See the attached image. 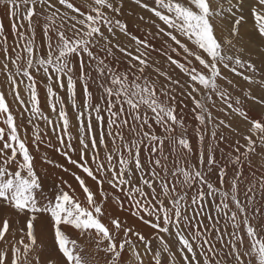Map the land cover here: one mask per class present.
I'll return each instance as SVG.
<instances>
[{
	"label": "snow or ice",
	"instance_id": "snow-or-ice-1",
	"mask_svg": "<svg viewBox=\"0 0 264 264\" xmlns=\"http://www.w3.org/2000/svg\"><path fill=\"white\" fill-rule=\"evenodd\" d=\"M129 3L150 14L138 17L143 36L124 18ZM0 10V264H264V0ZM41 145L79 170L41 155L77 187L61 175L48 188ZM110 201L152 233L110 217Z\"/></svg>",
	"mask_w": 264,
	"mask_h": 264
},
{
	"label": "rangeland",
	"instance_id": "rangeland-1",
	"mask_svg": "<svg viewBox=\"0 0 264 264\" xmlns=\"http://www.w3.org/2000/svg\"><path fill=\"white\" fill-rule=\"evenodd\" d=\"M125 13H127V14H125L124 18H126L125 20L128 22V24L130 26V31L133 34H137V35L143 36L145 34V24L143 22L139 21L138 17H139V15H145L147 17L150 14H148L147 12H143L139 8H136L135 5H133L131 3H129L127 5ZM128 13L133 15L132 18H134V20H130L131 16ZM0 20H2L3 23L5 24L6 30H10L9 19H8L7 15L5 14V12L2 11V10H0ZM11 39H12V36L10 34V36H9V42L10 43H11ZM120 39L122 41H124V42H127L126 38H124V37H120ZM152 42L154 44H158V41L154 40ZM157 58L160 59L159 57H157ZM161 63H164V61L162 59H161ZM2 81H3V75L0 74V82H2ZM44 87H45L44 82L40 81L39 84H38V91L40 92L41 107H42V109H43V111L45 113H48L54 119L55 116H54V114H52L50 112V109H49V106H48L49 102L45 99ZM58 91H59V95L64 98V104H65V106L68 109L69 117H70L71 122H72L71 123V127H72V130H73V133L75 134L76 120H75V110L71 107L72 100L68 97V95H67L65 90H58ZM23 95H24V93L22 92V96ZM7 98L10 101L12 108L13 109H18V106L15 103V101L12 100V97L8 96ZM81 99L82 98H81V95H80V89L78 88L77 89V97H76V100H77L78 104L81 102ZM258 111H259L258 109L254 110V113H258ZM17 122H18L19 127L22 130V133H23V131L25 129L27 130V136L24 137V138L29 141L30 147H31L32 126L27 124V120L26 119L18 118ZM189 123L190 124L192 123L190 118H189ZM43 127H44V125H43V123H41V128H43ZM49 136L52 138L53 143H55V136L51 132H49ZM32 150H33L34 155L36 157L35 163H36V167L38 168V170L43 172L44 169H47V174L44 175V182L46 180L47 185L51 186V187H48L49 189L53 187L54 181L58 182L57 181L58 176L62 175V176H64L65 179H68V180L71 179L73 181V179L70 177V173H64L62 170L54 168V167H52L50 165H46V164H44L42 162L41 155L44 152H47L48 155H49V158L53 159L58 164H63L65 167L70 168L69 170H70V172H72L71 170L73 168H75V166L70 165L68 163V161L63 156H61L59 153L55 152L54 149H49V148H46L44 145H41V148H40L39 152H36L34 149H32ZM73 158H76L75 155L73 156ZM213 179H215V177H213ZM69 183H72L73 187H77L76 182L74 183V181L71 182L69 180ZM91 183H93V182H91ZM105 187L107 188V185ZM79 191L80 190L78 189V193H79ZM106 212H107V214L110 217L113 214L119 215L120 218L125 223H127L128 225H130V226H132L134 228L139 229L140 231H142L144 233H147V234H151L152 233V230L149 227L143 225L142 222L138 221L136 219V217L131 216L126 211H121L120 209H118L114 201H110V202H108L106 204ZM49 244H50V242H49ZM88 251H89V254L91 255L94 252V249L89 247Z\"/></svg>",
	"mask_w": 264,
	"mask_h": 264
},
{
	"label": "bare ground",
	"instance_id": "bare-ground-1",
	"mask_svg": "<svg viewBox=\"0 0 264 264\" xmlns=\"http://www.w3.org/2000/svg\"><path fill=\"white\" fill-rule=\"evenodd\" d=\"M125 14H127V13H125ZM130 16H131V19L130 20H134V18H132V14H130V13H128ZM126 19V18H125ZM41 161V160H40ZM70 169V168H69ZM71 171H76V172H79V170L78 169H76V168H73ZM71 182H73L74 181V179H73V181L71 180V179H69ZM91 182L92 181H90V180H88V183H90L91 184ZM74 183H75V181H74ZM45 184L47 185V182H46V180H45ZM48 186V185H47ZM48 187H51L50 185L48 186ZM75 188V187H74ZM47 190V189H46ZM77 192H78V189H77Z\"/></svg>",
	"mask_w": 264,
	"mask_h": 264
}]
</instances>
